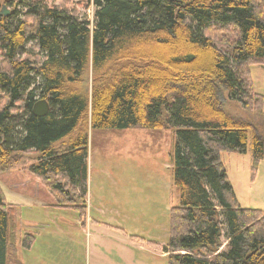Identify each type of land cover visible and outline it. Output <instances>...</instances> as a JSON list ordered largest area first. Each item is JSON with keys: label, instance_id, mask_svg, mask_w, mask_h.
I'll return each mask as SVG.
<instances>
[{"label": "trees", "instance_id": "obj_1", "mask_svg": "<svg viewBox=\"0 0 264 264\" xmlns=\"http://www.w3.org/2000/svg\"><path fill=\"white\" fill-rule=\"evenodd\" d=\"M85 1L93 23L72 0H18L22 11L0 14V171L37 153L31 171L57 206L84 213L89 123L93 131L174 130L179 202L167 264H264V210L241 205L222 159L249 152V124L219 100L226 91L264 110L250 71L264 65V0ZM8 2L0 0V13ZM194 49L211 59L197 63ZM44 99L50 111L38 117L33 107ZM250 153L257 168L264 138L253 137ZM13 208L0 186V264H24Z\"/></svg>", "mask_w": 264, "mask_h": 264}, {"label": "rangeland", "instance_id": "obj_2", "mask_svg": "<svg viewBox=\"0 0 264 264\" xmlns=\"http://www.w3.org/2000/svg\"><path fill=\"white\" fill-rule=\"evenodd\" d=\"M72 4L93 23L92 5L85 0H72ZM3 6L10 15L23 9L18 0ZM173 51L174 47L165 49L162 59ZM192 51L198 54L197 63L212 57L204 50ZM250 71L256 92L264 95V65L251 66ZM219 100L226 113L249 124V152L222 154L230 181L243 207L264 210V160L253 168L250 153L253 137L264 138V110L244 108L226 91H221ZM88 128L84 213L57 206V198L31 171L37 153L24 154L13 168L0 171V186L14 205L10 219L16 225L19 260L24 264H167L163 247L170 237L171 207L179 202L172 170L176 132L142 127L93 131L90 123ZM26 234L34 236L30 247L20 243Z\"/></svg>", "mask_w": 264, "mask_h": 264}, {"label": "water", "instance_id": "obj_3", "mask_svg": "<svg viewBox=\"0 0 264 264\" xmlns=\"http://www.w3.org/2000/svg\"><path fill=\"white\" fill-rule=\"evenodd\" d=\"M0 14L3 15H9V12L7 11L6 7H3ZM50 111V104L47 100H40L37 102L33 107V114L38 117H44L47 116Z\"/></svg>", "mask_w": 264, "mask_h": 264}, {"label": "crops", "instance_id": "obj_4", "mask_svg": "<svg viewBox=\"0 0 264 264\" xmlns=\"http://www.w3.org/2000/svg\"><path fill=\"white\" fill-rule=\"evenodd\" d=\"M166 254V253H165ZM166 256H167V254H166Z\"/></svg>", "mask_w": 264, "mask_h": 264}]
</instances>
